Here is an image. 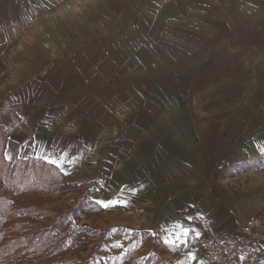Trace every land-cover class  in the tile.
<instances>
[{"label":"crops","instance_id":"1","mask_svg":"<svg viewBox=\"0 0 264 264\" xmlns=\"http://www.w3.org/2000/svg\"><path fill=\"white\" fill-rule=\"evenodd\" d=\"M8 106L7 160L31 143L65 174L61 124L93 140L75 153L90 198L124 209L109 236L157 241L125 264L145 248L203 264L205 235L264 221V0H0V116Z\"/></svg>","mask_w":264,"mask_h":264},{"label":"rangeland","instance_id":"2","mask_svg":"<svg viewBox=\"0 0 264 264\" xmlns=\"http://www.w3.org/2000/svg\"><path fill=\"white\" fill-rule=\"evenodd\" d=\"M46 96L47 94L44 89L38 91V101H44ZM14 111L15 107L8 106L5 115L0 116V122L3 120L14 122ZM73 116H77V112H75ZM4 131V125L0 124V135L4 134ZM66 131H68L67 136H69V142H67L69 143L67 151L69 156H64V159L60 164L62 166H68L70 169V171H65V180L67 179L69 182L66 180L68 183L65 182L62 184L55 193L51 192V189H49V192L47 188L44 189L43 187H37V189L34 188L31 190L23 188H21L23 190L16 189L13 186L11 187L8 185L5 179L0 176V197L5 196L10 203L18 204L21 211H23L22 207L24 206H30L35 211L31 218L28 214H23V212H18V215H11V220L8 221L6 226L14 224L15 221L23 222L25 220L30 222L34 227L29 232H25L26 234H32L33 231L37 232V230L39 231L47 226L52 227L55 225L56 228H58L56 232L59 235V241L62 243L58 245L57 249L54 250L50 256L43 257L42 259H39L37 256L31 258L30 261L34 260L36 264H65L64 260H69V262H71L70 264H125L128 260V251L137 247V245L141 246L147 241L154 244H156L157 241L155 239H150L151 236L141 234L140 232L121 234L119 236L120 239L117 241L112 239L114 237L109 236L110 233L108 228L115 226L113 224L117 223L119 225L125 224L122 222L125 217L124 209H120L122 212L120 216L123 218H116L113 212L102 211V209L92 210L88 205L86 207L81 206L80 213L76 211L78 203L81 200H89L90 194L93 193L92 191L95 190L96 186L92 180H89L91 177H84L82 175L83 171L78 169V160L79 162H82V164L85 160L83 158L84 154L75 153V149L77 150L78 147H83L85 145V150L90 151L91 148L94 147L93 140L78 138L79 132L78 124L76 122L61 124L60 132L64 133ZM31 141L33 142V140ZM23 147H26L25 144ZM32 148L33 144L31 143H29V146L27 145L25 150L24 148L23 150L16 148L18 151L13 154V159H10L9 157L8 160L6 159L7 166H11L17 160L21 161L31 158L30 154L32 153L30 149ZM104 157L106 158V156ZM86 160L87 162L89 161L88 158H86ZM95 179H98V177ZM46 211H49V214H46ZM64 214H67L68 216L66 219L63 218ZM116 219H118L117 223H115ZM16 232L21 233L24 232V230H14L11 234L15 235ZM126 242H129L127 247ZM120 244L123 246L121 247ZM119 247L121 248L116 249ZM49 250L50 246H47L42 251L47 252ZM144 250L143 254L147 255V258H143V264H145V262H147V264H169L170 258L166 259L165 257H160L158 251L161 249L145 248ZM25 255L26 253L21 252L22 257ZM150 257H153L154 259H150ZM129 264L141 263L134 260L130 261ZM203 264L205 263L203 262Z\"/></svg>","mask_w":264,"mask_h":264},{"label":"trees","instance_id":"3","mask_svg":"<svg viewBox=\"0 0 264 264\" xmlns=\"http://www.w3.org/2000/svg\"><path fill=\"white\" fill-rule=\"evenodd\" d=\"M4 141L5 134H2L0 135V176L11 187L13 186L20 190L43 187L44 189L47 188L49 192V189H51V192L55 193L62 184L68 183L65 180V174L56 164L47 162L41 158L31 157L21 161L17 160L8 167L3 154ZM90 199L81 200L78 203L76 211L80 213L81 206L86 207L87 205L92 210L102 209L97 202ZM22 208L23 211H21L18 204L10 203L5 196L0 197V264H36L34 260L30 261V259L35 256L39 259L50 256L57 249L58 245L62 243L58 239L59 235L56 232L58 228L55 225L52 227L47 226L44 229L37 230V232L33 231L34 234L25 233L34 228L30 222L25 220L23 222L15 221L14 224L6 226L8 221L11 220V215H18L23 212V214H28L31 218L34 215L33 213H35L34 209L30 206ZM46 212V214H49V211ZM66 217H68L67 214H64L63 218L66 219ZM18 229H22L24 232H16L15 235L11 234L12 231ZM47 246H50V250L43 252L42 250ZM21 252L26 253V255L22 257ZM64 261L65 264L71 263L69 260Z\"/></svg>","mask_w":264,"mask_h":264},{"label":"built area","instance_id":"4","mask_svg":"<svg viewBox=\"0 0 264 264\" xmlns=\"http://www.w3.org/2000/svg\"><path fill=\"white\" fill-rule=\"evenodd\" d=\"M261 215L246 218L231 236L205 235L199 249L205 264H260L264 249Z\"/></svg>","mask_w":264,"mask_h":264},{"label":"snow or ice","instance_id":"5","mask_svg":"<svg viewBox=\"0 0 264 264\" xmlns=\"http://www.w3.org/2000/svg\"><path fill=\"white\" fill-rule=\"evenodd\" d=\"M52 163H54V164H55V163H58V161H56V160H53V161H52ZM102 203H103V202H102ZM104 206H105V207H108V206H110V205H109V204H107V203H105V205H104ZM182 231H183V234H185V235H186V234H187V233L190 231V229H183Z\"/></svg>","mask_w":264,"mask_h":264}]
</instances>
